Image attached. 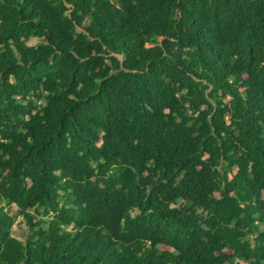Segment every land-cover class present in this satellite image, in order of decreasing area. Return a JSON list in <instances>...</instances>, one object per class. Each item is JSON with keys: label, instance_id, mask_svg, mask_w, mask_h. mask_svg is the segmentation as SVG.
Wrapping results in <instances>:
<instances>
[{"label": "trees", "instance_id": "16d2710c", "mask_svg": "<svg viewBox=\"0 0 264 264\" xmlns=\"http://www.w3.org/2000/svg\"><path fill=\"white\" fill-rule=\"evenodd\" d=\"M0 264H264V0H0Z\"/></svg>", "mask_w": 264, "mask_h": 264}, {"label": "rangeland", "instance_id": "374dc122", "mask_svg": "<svg viewBox=\"0 0 264 264\" xmlns=\"http://www.w3.org/2000/svg\"><path fill=\"white\" fill-rule=\"evenodd\" d=\"M41 38L40 37H32L28 41V45H36L40 43ZM8 210L11 214L16 215L17 219L14 225V235L17 236L20 239H23L28 231V226L25 222V219L22 215L19 214V209L15 204L7 205ZM137 211H134L133 214H135Z\"/></svg>", "mask_w": 264, "mask_h": 264}]
</instances>
